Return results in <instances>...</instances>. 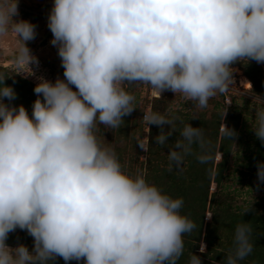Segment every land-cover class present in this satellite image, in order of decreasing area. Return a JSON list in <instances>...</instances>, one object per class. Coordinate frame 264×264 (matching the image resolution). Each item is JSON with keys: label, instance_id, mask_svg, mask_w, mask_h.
<instances>
[{"label": "clouds", "instance_id": "obj_1", "mask_svg": "<svg viewBox=\"0 0 264 264\" xmlns=\"http://www.w3.org/2000/svg\"><path fill=\"white\" fill-rule=\"evenodd\" d=\"M18 5L0 0V37L15 35L14 62L34 74L36 25L13 19ZM47 27L63 79L38 78L31 114L11 103L17 94L0 75V264H178L197 227L182 214L183 199L127 173L95 129L119 128L136 109L125 85L179 93L203 109L234 84L235 63L264 64V0H53ZM142 119L161 129L155 141L164 145L173 120L150 109ZM251 128L264 144V109ZM221 133L237 135L223 121ZM180 136L168 152L177 165L203 132L188 123ZM256 167L264 184V161ZM17 229L33 238L31 251L6 243ZM251 231L237 224L225 264L251 254ZM187 264L201 257L192 253Z\"/></svg>", "mask_w": 264, "mask_h": 264}, {"label": "trees", "instance_id": "obj_2", "mask_svg": "<svg viewBox=\"0 0 264 264\" xmlns=\"http://www.w3.org/2000/svg\"><path fill=\"white\" fill-rule=\"evenodd\" d=\"M233 66H239L252 82V95L264 99V76L260 65L255 61L248 63L245 61L237 62ZM5 83L12 86L17 94V98L11 103L17 106L23 104L31 114L32 104L37 98L34 93L37 83L31 81L25 74L13 75L12 79L6 78ZM167 92L171 91H165L160 98L152 102L151 110L173 120L171 126L165 125L163 129L165 133L172 131V135L164 145L158 144L155 137L161 129L156 125H150L147 181L173 198H182L184 201L182 214L187 215L197 226L192 233L184 236V252L178 264H187L192 253L201 257L202 264H225L227 254L234 247L235 228L237 224L245 222L252 229L250 240L253 250L239 264H264V213L254 210L244 213L245 211L235 207L231 194L224 191L223 182L229 175L228 164L240 136L242 113L233 109L226 113L223 120V103L216 100L212 103L209 118L204 114L194 118L190 112L172 109ZM249 101L250 99H247V102ZM5 103L8 101L5 100ZM192 104L194 102L190 101V105ZM135 111H138L137 107ZM129 116H125L124 119L128 120ZM138 116L142 122L141 112ZM222 121L235 129L237 135L231 138L232 140L221 133ZM188 123L202 129L203 139L202 142L193 143L188 152H182V162L177 165L169 159V148H173L175 142L182 139L180 133ZM139 141L141 136L137 138V145ZM164 149H167V156L161 155ZM218 154L220 158L216 161ZM201 156L207 158L202 161ZM211 183L216 185L213 192H210ZM207 211L211 213L210 221L205 219ZM201 240L206 245V253L198 251ZM6 243L15 246L24 244L32 250L34 242L26 231L17 230L9 234Z\"/></svg>", "mask_w": 264, "mask_h": 264}, {"label": "rangeland", "instance_id": "obj_3", "mask_svg": "<svg viewBox=\"0 0 264 264\" xmlns=\"http://www.w3.org/2000/svg\"><path fill=\"white\" fill-rule=\"evenodd\" d=\"M52 4L53 0H19V15L13 17V19L28 20L36 25L37 35L34 40L28 42V47L31 49L32 54L38 58L39 63L30 65L34 74L31 73V69L27 65L17 66L14 57L19 47V41L14 34L9 33L4 37H0V75L9 76L7 78L12 79L13 75L25 74L31 81L36 83H38V78L41 76L53 82L57 77L63 79V68L57 54V48L50 44L52 33L47 27V19L45 18V16H48ZM259 65L264 76V64ZM233 67L237 68L233 73L234 84L230 86L228 91L218 93L211 98L206 108L201 109L195 106V102L190 105V100L179 93L175 95L173 92H167V95L172 102V109L190 112L194 118L202 114L209 118L212 103L216 100L223 103V115L226 111L229 112L233 109L242 113L240 136L228 164L229 175L223 182L224 191L231 194L233 204L240 210L245 211V209L250 208V210L264 213V184L258 185L256 167L258 161H264V144L257 139L251 128L255 123L256 111L264 109V99L253 96L252 87L247 89L240 85V78L245 75L239 66ZM29 83L32 82L29 81ZM127 86L125 85L126 89L135 97L134 107L136 106L138 111L134 110L128 120L124 119L119 128H107L104 125H97L95 135L102 145L115 150L127 173L133 176L142 174L147 180L148 149L146 151L142 150L137 145L138 136H141L142 141V138L146 135L143 122L139 121L138 116L141 112L138 106L140 88L139 85ZM247 99H250V101L247 102ZM193 106L198 110L195 111ZM166 153L167 149H164L161 155L167 156ZM219 158L220 155H216V161ZM215 188V183H211L210 192L215 191ZM209 216L211 217V213L207 211L206 221H210ZM60 263L65 264V261L59 257L52 261V264ZM69 264H80V262L73 260ZM81 264H83V261H81Z\"/></svg>", "mask_w": 264, "mask_h": 264}, {"label": "built area", "instance_id": "obj_4", "mask_svg": "<svg viewBox=\"0 0 264 264\" xmlns=\"http://www.w3.org/2000/svg\"><path fill=\"white\" fill-rule=\"evenodd\" d=\"M45 18L47 19L48 16H45ZM235 69H237L236 67H234ZM140 88V93L138 95V106L141 109V120L143 122V125L145 127V131H146V135L142 138V141L144 142L146 148L148 146V133H149V128L150 125L148 126V124L142 119L143 113L146 110H151L152 109V102L155 99L160 98L161 96L158 95L157 93H155L148 85H139ZM20 230V229H17ZM16 230V231H17ZM14 233V232H12ZM11 234V233H10ZM10 247H15V245H11L8 244Z\"/></svg>", "mask_w": 264, "mask_h": 264}, {"label": "bare ground", "instance_id": "obj_5", "mask_svg": "<svg viewBox=\"0 0 264 264\" xmlns=\"http://www.w3.org/2000/svg\"><path fill=\"white\" fill-rule=\"evenodd\" d=\"M240 85L243 86L244 88H251L252 87V82L250 79L246 76H242L240 78Z\"/></svg>", "mask_w": 264, "mask_h": 264}]
</instances>
